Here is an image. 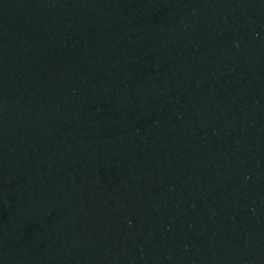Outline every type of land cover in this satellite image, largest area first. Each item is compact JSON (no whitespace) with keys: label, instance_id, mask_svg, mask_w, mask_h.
I'll use <instances>...</instances> for the list:
<instances>
[{"label":"water","instance_id":"water-1","mask_svg":"<svg viewBox=\"0 0 264 264\" xmlns=\"http://www.w3.org/2000/svg\"><path fill=\"white\" fill-rule=\"evenodd\" d=\"M0 264H264V0H0Z\"/></svg>","mask_w":264,"mask_h":264}]
</instances>
